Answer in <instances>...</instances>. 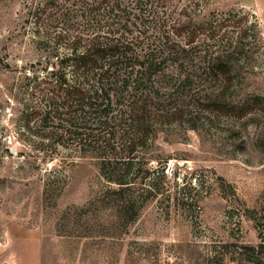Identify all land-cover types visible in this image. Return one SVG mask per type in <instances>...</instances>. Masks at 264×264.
Wrapping results in <instances>:
<instances>
[{
    "label": "rangeland",
    "instance_id": "rangeland-1",
    "mask_svg": "<svg viewBox=\"0 0 264 264\" xmlns=\"http://www.w3.org/2000/svg\"><path fill=\"white\" fill-rule=\"evenodd\" d=\"M41 1L0 0V264H264V115L234 120L232 133L159 132L145 150L149 178L123 201L107 194L117 187L98 159L47 137L57 121L28 115L45 74L47 44L33 38L30 18ZM211 8L258 22L263 47L238 93L264 98V0ZM133 193L127 219L118 205Z\"/></svg>",
    "mask_w": 264,
    "mask_h": 264
},
{
    "label": "trees",
    "instance_id": "trees-1",
    "mask_svg": "<svg viewBox=\"0 0 264 264\" xmlns=\"http://www.w3.org/2000/svg\"><path fill=\"white\" fill-rule=\"evenodd\" d=\"M174 1L43 0L30 10L32 36L47 47L28 115L57 121L47 137L97 158L117 187L105 192L122 201L149 178L145 150L159 132L232 133L234 120L264 115V98L238 93L263 47L258 22L218 16L213 0ZM137 198L118 205L125 218Z\"/></svg>",
    "mask_w": 264,
    "mask_h": 264
},
{
    "label": "water",
    "instance_id": "water-1",
    "mask_svg": "<svg viewBox=\"0 0 264 264\" xmlns=\"http://www.w3.org/2000/svg\"><path fill=\"white\" fill-rule=\"evenodd\" d=\"M179 165H180V166H183V165H184V163H183V162H179Z\"/></svg>",
    "mask_w": 264,
    "mask_h": 264
}]
</instances>
